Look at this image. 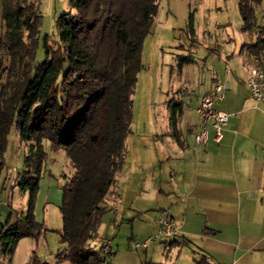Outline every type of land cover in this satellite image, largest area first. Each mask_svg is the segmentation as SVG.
Returning a JSON list of instances; mask_svg holds the SVG:
<instances>
[{
  "label": "trees",
  "instance_id": "trees-1",
  "mask_svg": "<svg viewBox=\"0 0 264 264\" xmlns=\"http://www.w3.org/2000/svg\"><path fill=\"white\" fill-rule=\"evenodd\" d=\"M70 9L55 21L56 38L42 37L44 55L36 58L41 41V11L36 0H2L4 32L0 46V172L13 125L28 143L17 185L28 191L27 208L0 229L2 251L10 253L23 236L45 231L34 214L35 196L45 158L43 140L52 150L63 149L72 172L61 185L60 240L56 255L73 264H108L111 246L101 252V218L106 197L125 162V139L132 120V97L142 68L141 50L158 9V0H69ZM238 0L241 31L256 30L243 43L250 56L264 53V24H258L255 4ZM188 28L193 34V15ZM51 39L54 43H51ZM179 139L176 128L173 130ZM141 264H164L143 260Z\"/></svg>",
  "mask_w": 264,
  "mask_h": 264
},
{
  "label": "crops",
  "instance_id": "crops-1",
  "mask_svg": "<svg viewBox=\"0 0 264 264\" xmlns=\"http://www.w3.org/2000/svg\"><path fill=\"white\" fill-rule=\"evenodd\" d=\"M234 48L225 46L224 54L233 55L219 63L225 66L227 61L233 74L225 76V67L220 68L204 91L211 90L215 77L226 82L224 97L216 101V107L233 114L221 140L213 139L209 126L207 143H196V97L195 117L185 118L184 109L179 111L185 119L183 125L175 123L179 136L175 143L162 145L158 151L139 139L132 142V153L126 152L106 197L111 225L119 227L127 220L134 225L144 217L148 231L137 232L144 239L157 229L160 213L168 210L178 238L148 244V258L130 245L119 246L106 233L96 241L100 244L110 238L114 253L108 264H141L143 260L170 264L174 256L181 264H201L207 257L216 264H264V102L255 104L246 84V66L253 57L241 45ZM257 63L264 66L262 61Z\"/></svg>",
  "mask_w": 264,
  "mask_h": 264
},
{
  "label": "rangeland",
  "instance_id": "rangeland-1",
  "mask_svg": "<svg viewBox=\"0 0 264 264\" xmlns=\"http://www.w3.org/2000/svg\"><path fill=\"white\" fill-rule=\"evenodd\" d=\"M36 1L42 14L41 41L36 58L41 59L44 55L42 37L48 34L52 39L56 38V18L71 7L69 0ZM158 1L153 24L142 45L143 66L137 74L131 94L132 120L126 139V152L129 155L132 153V142L136 139L149 143L152 149L156 147L158 151L164 145L175 143V123L183 125L188 115L195 117L193 105L196 97L198 99L209 87L216 71L220 68L223 71L225 66H220L219 63L232 57L233 52L230 57L224 54V47L233 45L235 50L239 49L243 43L254 41L256 36V30L241 31L242 18L238 0ZM1 4L2 0L0 39L4 32ZM254 6L258 24H264L262 4L257 3ZM190 13L193 15V34H190L188 28ZM52 39L51 43H54ZM0 55L8 63V56L1 46ZM259 61L264 63V53L260 59L253 57L250 63ZM230 74H233L231 70L224 73L225 76ZM181 109H184L185 118L184 115L180 116ZM7 139L5 165L0 172V229L7 221L12 222L19 217L28 203V191L21 190L17 185L18 174L24 168L28 143L20 138L15 125L11 127ZM43 147L46 154L35 196L34 214L46 229L38 237H21L10 253L2 251L0 240V264H73L68 259L59 260L56 255L66 246L59 235L62 226L59 206L62 198L61 185L65 175L72 172L71 161L65 150H52L47 139L43 140ZM109 218L110 214L104 213L98 228V237L107 233L119 246L130 245L133 248L136 241L145 239L140 238L137 233L145 234L148 231L144 225V217L136 219L134 225L128 220L121 222L119 227L111 225ZM162 242L163 240L155 239L149 245L163 244ZM93 243L96 247L99 245L96 240ZM135 249L150 258L145 253L149 246ZM158 257H161V251H158ZM170 264H181V261L176 262L174 256Z\"/></svg>",
  "mask_w": 264,
  "mask_h": 264
},
{
  "label": "built area",
  "instance_id": "built-area-1",
  "mask_svg": "<svg viewBox=\"0 0 264 264\" xmlns=\"http://www.w3.org/2000/svg\"><path fill=\"white\" fill-rule=\"evenodd\" d=\"M230 65H225L226 72L230 71ZM248 76L246 84L255 104L264 102V66L261 63H253L246 66ZM226 82L216 78L211 90L202 93L198 98L195 110L199 116L198 129L194 132V139L198 144H206L209 139V126L213 128L215 141H220L223 136V128L228 123L232 112L216 107V101L224 97ZM157 229L143 241H136L135 248L147 247L149 242L160 239L166 242H173L178 238L179 231L175 225L174 218L168 210H164L158 217ZM110 238H104L102 243L103 254L110 248ZM201 264H216L215 261L207 257Z\"/></svg>",
  "mask_w": 264,
  "mask_h": 264
}]
</instances>
